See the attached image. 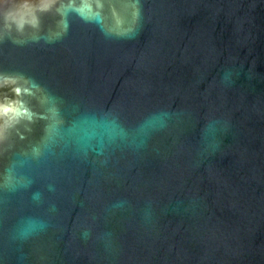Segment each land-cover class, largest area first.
<instances>
[{
	"label": "water",
	"instance_id": "obj_1",
	"mask_svg": "<svg viewBox=\"0 0 264 264\" xmlns=\"http://www.w3.org/2000/svg\"><path fill=\"white\" fill-rule=\"evenodd\" d=\"M0 264H264V0H0Z\"/></svg>",
	"mask_w": 264,
	"mask_h": 264
}]
</instances>
